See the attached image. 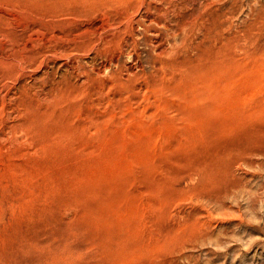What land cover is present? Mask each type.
I'll return each mask as SVG.
<instances>
[{"label":"rangeland","instance_id":"obj_1","mask_svg":"<svg viewBox=\"0 0 264 264\" xmlns=\"http://www.w3.org/2000/svg\"><path fill=\"white\" fill-rule=\"evenodd\" d=\"M0 264H264V0H0Z\"/></svg>","mask_w":264,"mask_h":264},{"label":"bare ground","instance_id":"obj_2","mask_svg":"<svg viewBox=\"0 0 264 264\" xmlns=\"http://www.w3.org/2000/svg\"><path fill=\"white\" fill-rule=\"evenodd\" d=\"M189 260V259H188Z\"/></svg>","mask_w":264,"mask_h":264}]
</instances>
